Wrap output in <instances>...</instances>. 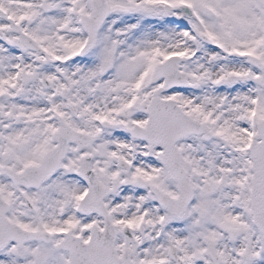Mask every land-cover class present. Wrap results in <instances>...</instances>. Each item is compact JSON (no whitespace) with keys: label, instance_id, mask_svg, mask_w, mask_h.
I'll list each match as a JSON object with an SVG mask.
<instances>
[{"label":"snow or ice","instance_id":"1","mask_svg":"<svg viewBox=\"0 0 264 264\" xmlns=\"http://www.w3.org/2000/svg\"><path fill=\"white\" fill-rule=\"evenodd\" d=\"M0 264H264V0H0Z\"/></svg>","mask_w":264,"mask_h":264}]
</instances>
